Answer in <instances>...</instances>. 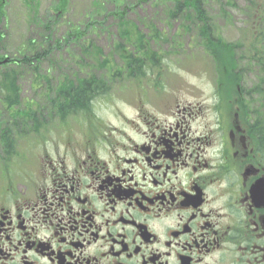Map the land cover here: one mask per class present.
<instances>
[{
    "label": "flooded vegetation",
    "instance_id": "obj_1",
    "mask_svg": "<svg viewBox=\"0 0 264 264\" xmlns=\"http://www.w3.org/2000/svg\"><path fill=\"white\" fill-rule=\"evenodd\" d=\"M251 11L241 24L256 29L242 38L256 53L264 12ZM255 60L256 69H217L230 83L216 85L210 105L142 103L119 125L35 133L31 157L0 162V264H264V60Z\"/></svg>",
    "mask_w": 264,
    "mask_h": 264
},
{
    "label": "rangeland",
    "instance_id": "obj_2",
    "mask_svg": "<svg viewBox=\"0 0 264 264\" xmlns=\"http://www.w3.org/2000/svg\"><path fill=\"white\" fill-rule=\"evenodd\" d=\"M29 1L32 4L28 6L26 0H6L0 7V57L13 60L6 64L20 74L22 86L19 104H0V128L3 125L13 136L10 153L1 152L0 146V162L13 159L19 164L24 155L31 157L35 133L46 139L43 134L50 131H91L96 120L119 125L118 115L131 117L133 107L142 103L149 107L155 101L181 99L210 105L208 101L219 99L216 85L230 83L228 77L216 76L220 74L217 69H256L255 59L264 60V28L257 52H248L242 37L248 36L249 30L254 35L256 28H247L246 32L241 24L244 7H250V13L257 8L264 12V0H227L231 5L225 7L215 5V0L206 1L211 5L204 8L210 20V41L219 40L231 55L230 60L226 59L227 53L220 49L219 60L225 61L224 66L208 54V38H199L197 28L184 29L193 20L169 16L174 11L169 0H104L102 7H97V0H68L66 7H60L62 0ZM44 24L51 25L49 42ZM127 27L131 34L126 40L122 34ZM151 31L158 37H150ZM28 38L36 40L40 52L49 48L31 66L23 64L24 58H30L25 52ZM136 38L141 39L142 46L134 43ZM149 53H153L155 62L148 60ZM135 57L143 58L142 67L136 65L129 71L126 64ZM126 72L141 75L132 77ZM86 75L103 80L107 91L96 95L88 109L61 119L58 89L70 76ZM248 79L254 81V75ZM226 93L234 94L233 87ZM32 113L35 121L27 118Z\"/></svg>",
    "mask_w": 264,
    "mask_h": 264
},
{
    "label": "trees",
    "instance_id": "obj_3",
    "mask_svg": "<svg viewBox=\"0 0 264 264\" xmlns=\"http://www.w3.org/2000/svg\"><path fill=\"white\" fill-rule=\"evenodd\" d=\"M207 0H169V3H171L170 7H173L174 11H172L169 16L174 18L178 17V15H181L184 20H193V23L187 24L184 26V29L187 30V26H190L191 28H197L198 29V36L206 37L208 38L206 50L208 51V54H212L213 57L218 61V63L223 66L225 65V61L220 62V55L222 49L227 53L226 59L230 60L231 55L228 52V48H225L219 40L213 39V41H210V37H212V32L210 28V20L209 17L205 15V9L206 7H210V4H206ZM63 2V0H62ZM255 3V2H254ZM252 3V4H254ZM2 2L0 0V7L2 6ZM26 4L28 6L32 4V1L28 2L26 0ZM215 5L219 7H225V5H231L230 1L227 0H215ZM205 8V9H204ZM0 11L1 8H0ZM3 18L2 12H0V22ZM41 21V20H40ZM127 26V25H126ZM130 27V26H129ZM44 29L48 30L46 34V39L51 40L50 34L52 33L51 25H45L43 26ZM130 28L127 27L125 32L122 34L123 39L130 38ZM152 32V31H151ZM158 37L154 32L151 33L150 37L155 38ZM29 43L27 50L25 52L28 53V57L30 58H24L23 64L26 66H31L32 62L39 61L42 59L45 54L48 52L49 48H46V51L40 52L38 49V44L35 39L30 40L32 38H28ZM3 40V33L0 31V43ZM127 40V39H126ZM131 40V39H130ZM129 40V41H130ZM128 41V42H129ZM43 43L46 44L44 41ZM135 44H140L141 39L136 38L134 41ZM50 47V46H48ZM122 46L119 45L118 48H121ZM1 52V50H0ZM224 52V53H225ZM129 57H132L131 55ZM5 58L0 57V104L6 103L10 106L19 104L22 100L21 95V89L22 86L19 82L20 74H17L12 69H9L7 62L13 61L12 59H8L6 63L3 64V60ZM148 60L150 62H155V57L153 53H149ZM226 60V61H228ZM143 61V58H131L130 61L126 64L127 69L131 71V69L135 68L137 65V68L140 69V66L142 67L141 63ZM2 62V63H1ZM17 62V61H16ZM6 64V65H5ZM233 65V64H232ZM128 73V72H126ZM129 76L139 77L141 75V72H130L128 73ZM35 84V83H34ZM63 87L58 89L57 97H60V101L58 104V111L59 115L62 118L68 116V114H73L78 111H83L84 109H88L90 104L93 102L94 98L98 94H102L105 91H107V87L105 86V83L103 80L99 79L96 75L92 76H70V78H67L64 80ZM54 102V101H53ZM57 105V104H56ZM58 115V116H59ZM27 118H30L31 121H35V113L27 115ZM2 128H0V133H2V140L0 139V146L3 148V152L10 153V149L12 147V143L10 139L12 140L13 136H11V132L9 129H5L3 125H1ZM9 130V131H8ZM6 150V151H5Z\"/></svg>",
    "mask_w": 264,
    "mask_h": 264
}]
</instances>
